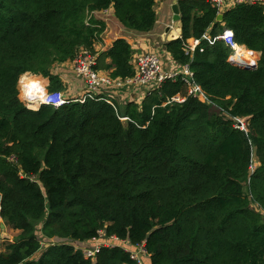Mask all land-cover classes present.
Instances as JSON below:
<instances>
[{
  "label": "trees",
  "instance_id": "16d2710c",
  "mask_svg": "<svg viewBox=\"0 0 264 264\" xmlns=\"http://www.w3.org/2000/svg\"><path fill=\"white\" fill-rule=\"evenodd\" d=\"M155 5L0 0V218L18 232L0 264H136L119 246L102 247L94 258L75 248L100 232L143 244L149 264H264L262 5H236L216 22L206 1L178 0L181 36L164 48L189 67L206 102L166 104L185 94L183 83L171 80L138 108L93 97L31 111L20 101L24 74L47 78L48 92L61 91L53 65L81 50L95 55L106 27L96 13L112 8L122 28L144 34L156 23ZM224 31L259 54L256 69L229 61L231 44L217 39ZM189 39L199 40L193 53L184 50ZM102 58L112 79L133 76L124 39ZM234 118L247 120L246 132L233 127ZM43 240L51 241L44 249Z\"/></svg>",
  "mask_w": 264,
  "mask_h": 264
},
{
  "label": "built area",
  "instance_id": "2783aa9c",
  "mask_svg": "<svg viewBox=\"0 0 264 264\" xmlns=\"http://www.w3.org/2000/svg\"><path fill=\"white\" fill-rule=\"evenodd\" d=\"M209 5H211L216 14H223L227 9L232 8L239 4H259L264 7V0H204ZM229 2V6H228ZM228 31H224L217 39L226 41L231 44L233 48L232 54L229 56V61L232 63H242L250 66L257 67L259 60V54L250 52L244 49L246 52L251 53L252 57L249 60H244L242 58H237L240 61L232 60V56L235 55V48L239 47L232 43L231 38H226ZM203 39L210 41L207 35L203 36ZM199 40L189 39L184 44V50L187 53H193L198 46ZM132 65L134 69V74L130 78L125 80L112 79L107 72H101L96 69L97 66V55L88 53L87 51L81 50L72 61H70L71 72L73 76L79 79L83 84V95L79 99L68 98L61 91L48 92L45 86L38 88L39 93H26L20 101L24 106L31 111H35L33 106H37L38 110L41 106L58 108L68 101H79L83 102L86 98L102 97L98 94H104L105 90H121L128 88H141L151 86L153 88H160L161 85L166 80H171L172 82L180 81L185 87V94H176L166 103H183L188 97L196 98L201 102H206V97L200 87L196 85L193 79V75L187 65L180 66L176 62L169 68H165L160 55L156 52L144 53L133 56ZM256 69V68H255ZM22 77V76H21ZM21 77L18 84L21 82ZM19 89V88H18ZM104 98V97H102ZM106 99V98H105ZM106 101L112 104V101L106 99ZM165 104V105H166ZM125 120V119H123ZM233 127L242 132H246L248 128V123L246 119L234 118ZM250 171L253 172L252 166H250ZM264 215V212H262ZM112 241H120L131 246L127 241L117 240L114 237L106 238L102 232L98 234V237L92 239L91 242L93 246L90 249H80L78 248V243H74L76 249L82 251L86 258H94L96 254L99 253L102 247H112L115 245ZM123 250L129 253V257L136 264H144V260L148 258L146 250L143 244L136 247H131L132 249H127L122 246Z\"/></svg>",
  "mask_w": 264,
  "mask_h": 264
},
{
  "label": "crops",
  "instance_id": "0c3cea01",
  "mask_svg": "<svg viewBox=\"0 0 264 264\" xmlns=\"http://www.w3.org/2000/svg\"><path fill=\"white\" fill-rule=\"evenodd\" d=\"M174 1H176L178 4V0H156V5L154 7V11L156 13V23L151 31L144 34L134 33L122 28L119 22L113 17L112 8H109L108 10L103 12L96 13L95 17L100 20H103L106 26L100 41L94 45V51L97 57H99L101 54L109 50L115 40L121 38L124 39L130 45L133 51V56L138 54L156 52L160 55L165 68H169L170 66L174 65V61L171 59V57L164 48V44L168 42V40L171 39L172 38L171 36L173 35V34L170 35L171 34L170 32L165 33V31L167 27H170L172 25L171 5L173 4ZM228 6H229V2H228ZM169 15H171L170 22L166 23L165 21ZM174 35H177V33L174 32ZM227 36L229 39L231 38L230 31L227 32ZM242 48L245 49L244 47ZM109 62L110 61L108 58L97 59L96 69H98L101 72H107L104 67L105 65L109 64ZM51 71L54 75L58 76L63 86L61 92L64 93L65 96L73 99H77V98L79 99V97H82L84 92L83 84L79 79L73 76L71 72L70 62L55 63ZM28 76L29 78L36 81L37 88L35 89V91H32L34 90V87L32 86L30 89H28L27 86L23 87V85L25 84H23L21 80L20 85L22 91L20 93L19 98L24 97V94L26 93L28 94L29 92L34 94L39 93L37 92V90H39L38 88L42 87L43 84H45L44 86L46 88H48L49 86L50 83L49 80L41 76L24 74L22 77H28ZM152 89L153 87L147 86L141 88H128V89H121L115 91L105 90V95L101 93L98 94V96H102L106 99L111 100L112 102H114L115 105H117L118 108L121 109L125 108L129 104L135 105L138 108L142 103V101L144 100L147 93ZM33 109L36 110L37 106H33ZM256 211L259 212V210ZM3 227L6 226L3 224ZM112 242L115 245L122 246L127 249H132L131 248L132 246H128L124 242H120V241L119 242L112 241ZM77 245L78 248L83 250V249H90L93 246V243L90 240L87 242L78 243ZM144 264H146V261Z\"/></svg>",
  "mask_w": 264,
  "mask_h": 264
},
{
  "label": "rangeland",
  "instance_id": "374dc122",
  "mask_svg": "<svg viewBox=\"0 0 264 264\" xmlns=\"http://www.w3.org/2000/svg\"><path fill=\"white\" fill-rule=\"evenodd\" d=\"M170 17H171V15H169L168 16V18L166 19V23L167 22H170ZM171 24V23H170ZM172 26V25H171ZM29 77V76H28ZM39 78V77H38ZM47 79V78H46ZM43 82H45V81H43ZM22 83L23 84H28V81L27 80H23L22 81ZM31 83H33L32 84V87H37V85H35V83L34 82H31ZM45 84H43V86H44ZM25 85H23V87H24ZM18 88H19V97H20V92L22 91L21 89V85L20 84H18ZM47 89V88H46ZM29 93H31V92H29ZM20 99H22V97L20 98ZM256 163H257V161H256V158H255V156L253 155V158H252V163H251V166H252V170H255V168H256ZM252 208L256 211V210H258L257 208H256V206L255 205H253L252 206ZM264 218V217H263ZM3 221L1 220V218H0V253L1 252H3L4 251V245L7 243V242H13L15 239H16V237H17V235H18V232L17 231H13V230H11L9 227H3V224L4 223H2ZM39 234V233H38ZM44 242L42 243V249H44V248H46L48 245H47V243L48 242H50L51 243V241H45V240H43ZM53 243H54V241H53ZM35 258H37V255L35 256ZM146 264H149L147 261H146Z\"/></svg>",
  "mask_w": 264,
  "mask_h": 264
},
{
  "label": "water",
  "instance_id": "95a60500",
  "mask_svg": "<svg viewBox=\"0 0 264 264\" xmlns=\"http://www.w3.org/2000/svg\"><path fill=\"white\" fill-rule=\"evenodd\" d=\"M171 12H172V19H171L172 20V26L167 27L165 33L170 32L171 33L170 35H172V34L173 35L171 36L172 38L168 40V42L179 39L181 36V30H182L181 29L182 23L180 20L179 8H178V4L176 1H174L173 4L171 5ZM222 20H223V14L217 15L215 21L216 22H222ZM170 29H172V30H170ZM174 32H176L177 35H174ZM236 64H237V66H239V68L244 69V70H254L256 68L254 66H250V65H246V64H242V63H238V62ZM0 200H1V196H0Z\"/></svg>",
  "mask_w": 264,
  "mask_h": 264
},
{
  "label": "bare ground",
  "instance_id": "6f19581e",
  "mask_svg": "<svg viewBox=\"0 0 264 264\" xmlns=\"http://www.w3.org/2000/svg\"><path fill=\"white\" fill-rule=\"evenodd\" d=\"M226 38H228L227 35H226ZM235 51H236V53H235L234 56H232L233 57L232 60L240 61V60L237 59L239 57L242 58V59H244V60H249L252 57L251 53L246 52L242 47H236L235 48ZM32 84L33 83H31L30 80H28V84H25L24 87L27 86V88L30 89L31 86H32ZM36 88L37 87H34V90H32V91H35Z\"/></svg>",
  "mask_w": 264,
  "mask_h": 264
}]
</instances>
